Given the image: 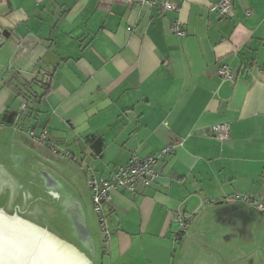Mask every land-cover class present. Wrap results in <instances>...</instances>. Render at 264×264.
<instances>
[{
    "label": "crops",
    "instance_id": "obj_1",
    "mask_svg": "<svg viewBox=\"0 0 264 264\" xmlns=\"http://www.w3.org/2000/svg\"><path fill=\"white\" fill-rule=\"evenodd\" d=\"M171 1L177 11L0 0L1 127L44 133L40 144L79 168L88 189L87 178L133 154L175 145L155 161L153 185L111 191L100 264H173L205 204L239 196L256 208L264 197V0H232L229 17L209 10L219 0ZM173 19L184 36L169 30ZM224 65L232 80L217 73ZM222 123L218 140L209 129Z\"/></svg>",
    "mask_w": 264,
    "mask_h": 264
},
{
    "label": "water",
    "instance_id": "obj_2",
    "mask_svg": "<svg viewBox=\"0 0 264 264\" xmlns=\"http://www.w3.org/2000/svg\"><path fill=\"white\" fill-rule=\"evenodd\" d=\"M101 235L74 164L0 126V264H100ZM173 264H264V208L223 199L206 205Z\"/></svg>",
    "mask_w": 264,
    "mask_h": 264
},
{
    "label": "built area",
    "instance_id": "obj_3",
    "mask_svg": "<svg viewBox=\"0 0 264 264\" xmlns=\"http://www.w3.org/2000/svg\"><path fill=\"white\" fill-rule=\"evenodd\" d=\"M127 4L139 3L146 6L158 4L163 12L177 11V6L171 0H121ZM209 10L215 12L221 17H229L233 14L232 0H219L209 6ZM251 10H246V14H250ZM169 30L175 35L181 37L186 34L185 30L181 28L180 22L177 19L171 20ZM222 80H232L235 77L233 70L227 65L220 67L217 71ZM210 134L218 140H223L228 137V124H216L210 127ZM29 136L38 143L45 142L44 133L40 136H35L33 131H29ZM175 145L173 143L165 144L157 154L148 156H139L133 154L126 164L117 166L108 177L87 178L88 186L91 191V200L93 209L96 212L100 231L103 241H107L110 237V232L105 217L104 206L109 202L110 193L112 190L120 188L128 191L131 194L136 193L139 186L150 187L156 182L158 173L154 169V163L157 159L174 153ZM264 155V151H263ZM236 199L248 201L244 197L236 196ZM253 205V204H252ZM258 209L264 208V197L257 205ZM176 221L183 227L187 225L188 218L183 214L176 217Z\"/></svg>",
    "mask_w": 264,
    "mask_h": 264
}]
</instances>
